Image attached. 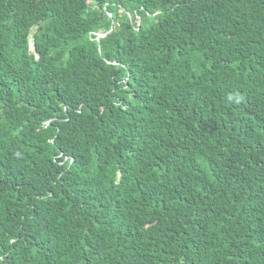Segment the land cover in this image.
I'll return each mask as SVG.
<instances>
[{
    "label": "trees",
    "instance_id": "1",
    "mask_svg": "<svg viewBox=\"0 0 264 264\" xmlns=\"http://www.w3.org/2000/svg\"><path fill=\"white\" fill-rule=\"evenodd\" d=\"M0 264H264V0H0Z\"/></svg>",
    "mask_w": 264,
    "mask_h": 264
},
{
    "label": "water",
    "instance_id": "2",
    "mask_svg": "<svg viewBox=\"0 0 264 264\" xmlns=\"http://www.w3.org/2000/svg\"><path fill=\"white\" fill-rule=\"evenodd\" d=\"M102 35H104V34H100V33H99V34H98V38H99L100 36H102Z\"/></svg>",
    "mask_w": 264,
    "mask_h": 264
},
{
    "label": "rangeland",
    "instance_id": "3",
    "mask_svg": "<svg viewBox=\"0 0 264 264\" xmlns=\"http://www.w3.org/2000/svg\"><path fill=\"white\" fill-rule=\"evenodd\" d=\"M100 34H102V33H100Z\"/></svg>",
    "mask_w": 264,
    "mask_h": 264
}]
</instances>
